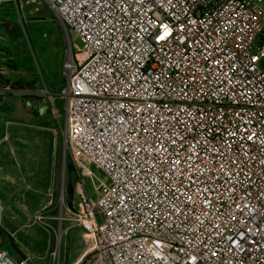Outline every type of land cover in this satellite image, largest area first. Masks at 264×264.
Listing matches in <instances>:
<instances>
[{
  "label": "built area",
  "instance_id": "built-area-1",
  "mask_svg": "<svg viewBox=\"0 0 264 264\" xmlns=\"http://www.w3.org/2000/svg\"><path fill=\"white\" fill-rule=\"evenodd\" d=\"M4 1L22 25L27 2ZM44 2L83 45L58 93L64 149L98 182L60 207L88 236L76 264H264V0Z\"/></svg>",
  "mask_w": 264,
  "mask_h": 264
},
{
  "label": "rangeland",
  "instance_id": "rangeland-1",
  "mask_svg": "<svg viewBox=\"0 0 264 264\" xmlns=\"http://www.w3.org/2000/svg\"><path fill=\"white\" fill-rule=\"evenodd\" d=\"M25 1L19 10L25 17L22 25L17 13L0 12V137L3 130L9 136L0 143V161L11 164L9 170L0 172L2 225L16 231L17 239L35 257H42L43 264H53L52 254H56L58 264H73L89 243L88 236L66 221L59 225L60 207L62 217H66L68 196L73 203L78 202L74 190L78 181L87 196L96 200L94 185L98 182L75 167L67 148L63 153L64 101L58 93L68 77L63 68L65 62L83 45L72 30L62 26L44 0ZM6 79L20 85H8ZM38 89L43 92L36 93ZM31 110L39 116L24 112ZM39 111L49 116L40 117ZM20 118L37 120L41 126L49 118L54 130L5 124ZM81 162L93 176L106 181L93 163ZM38 212L46 218V227L35 223ZM81 264L107 263L91 254Z\"/></svg>",
  "mask_w": 264,
  "mask_h": 264
},
{
  "label": "crops",
  "instance_id": "crops-1",
  "mask_svg": "<svg viewBox=\"0 0 264 264\" xmlns=\"http://www.w3.org/2000/svg\"><path fill=\"white\" fill-rule=\"evenodd\" d=\"M0 12H6L8 14H10L9 12H12L16 15V10H15V5L13 2L11 1H4V2H1L0 3ZM11 13V14H12ZM13 15V14H12ZM7 16V14H6ZM14 16V15H13ZM0 20H3L2 18ZM5 22H4V27H5ZM6 29V28H5ZM1 78V77H0ZM9 80V79H8ZM1 87V85H0ZM40 91V92H39ZM43 90L41 89H38V91H36V93H42ZM24 112H30L31 114L33 113H36V116H39L38 112H33V110L31 111H24ZM53 112V110H52ZM40 113V117L44 116L47 117L49 116L48 113L46 112H43V111H39ZM24 118V116H23ZM51 119H47L45 121L42 122V124L44 125H37L38 123H36L37 120H34V121H26L22 118L18 119V120H13V121H10V122H6L5 124L7 125H18L19 127H23L25 128L26 126H37L39 127L40 129H44V130H54L53 127H51L53 124L52 121H50ZM47 124V125H46ZM3 136L0 137V143L2 141H5L6 139H9V136L6 135V131L3 130ZM11 166L10 163L8 164H4L3 162L0 161V172H5L7 170H9L7 167ZM67 202H68V206L67 208H71V207H74L76 203H73L71 201V197L68 196L67 198ZM3 203L0 199V231H2V233H0V247L4 250H7L9 252V254L16 260H19V259H22V258H27L29 261H30V264H43L41 261H42V257H35L33 255V252L30 250L29 247L27 246H24L18 239H17V234L15 233L16 231H12L9 227L7 226H4L2 225V215H1V211L3 209ZM71 205V206H70ZM44 227V226H43ZM46 227V226H45ZM13 242L16 250H17V254H15L11 249H10V242ZM88 247V244L86 246V248ZM85 248V249H86ZM85 251V250H84ZM83 254V253H82ZM82 254L80 255V257L82 256ZM80 257L73 263V264H76V262L80 259Z\"/></svg>",
  "mask_w": 264,
  "mask_h": 264
},
{
  "label": "trees",
  "instance_id": "trees-1",
  "mask_svg": "<svg viewBox=\"0 0 264 264\" xmlns=\"http://www.w3.org/2000/svg\"><path fill=\"white\" fill-rule=\"evenodd\" d=\"M2 25H4V23H2ZM68 29V28H67ZM4 82V81H3ZM5 83H7L8 85H12V86H16V85H20L19 83H11V81L10 80H8V79H6L5 80ZM3 85V84H2ZM8 85L7 86H5V87H8ZM0 233H2V231H0Z\"/></svg>",
  "mask_w": 264,
  "mask_h": 264
},
{
  "label": "water",
  "instance_id": "water-1",
  "mask_svg": "<svg viewBox=\"0 0 264 264\" xmlns=\"http://www.w3.org/2000/svg\"><path fill=\"white\" fill-rule=\"evenodd\" d=\"M63 153L65 154V149H64V147H63ZM10 249H11L15 254H17V250H16V248H15V246H14V244H13L12 241L10 242Z\"/></svg>",
  "mask_w": 264,
  "mask_h": 264
},
{
  "label": "bare ground",
  "instance_id": "bare-ground-1",
  "mask_svg": "<svg viewBox=\"0 0 264 264\" xmlns=\"http://www.w3.org/2000/svg\"><path fill=\"white\" fill-rule=\"evenodd\" d=\"M71 56L68 57V59H70Z\"/></svg>",
  "mask_w": 264,
  "mask_h": 264
}]
</instances>
